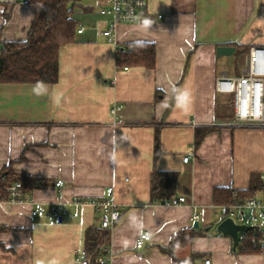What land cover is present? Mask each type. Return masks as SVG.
Returning <instances> with one entry per match:
<instances>
[{
	"label": "crops",
	"instance_id": "0c3cea01",
	"mask_svg": "<svg viewBox=\"0 0 264 264\" xmlns=\"http://www.w3.org/2000/svg\"><path fill=\"white\" fill-rule=\"evenodd\" d=\"M106 1L80 2L84 31L61 48L56 84H0V175L11 166L42 182L22 191L28 201L0 202V264H77L87 231L100 227L90 202L108 198L122 208L110 264H264V253H244L217 231L225 210L214 200L215 189L248 191L264 173V128L236 122L215 84L242 74L239 53L264 47V0H150L113 41L103 35ZM35 18L32 0H0V47L27 41ZM138 43L155 46L154 69L119 68L118 49ZM223 46L237 51L218 57ZM155 188L186 202L153 201ZM59 203L62 221L32 215ZM144 232L151 240L138 248Z\"/></svg>",
	"mask_w": 264,
	"mask_h": 264
},
{
	"label": "trees",
	"instance_id": "16d2710c",
	"mask_svg": "<svg viewBox=\"0 0 264 264\" xmlns=\"http://www.w3.org/2000/svg\"><path fill=\"white\" fill-rule=\"evenodd\" d=\"M36 8V18L33 22L28 40L25 42L3 43L0 47V84H56L59 81V57L60 50L76 40L79 21L76 18V9L82 0H32ZM243 51V53H245ZM156 62V49L153 44L138 43L131 47L118 49L116 65L121 67H144L154 69ZM198 135L197 144L202 140ZM157 150L158 154V139ZM163 175L156 174V178ZM16 183H21L22 191H33L42 186L38 178L19 177L7 167L0 175V201L10 199L7 189ZM263 189V183L258 177L252 180V186L248 191L238 192V200L254 197ZM154 189L153 201L165 202L167 197H158ZM232 189H215L214 200L217 205H225L235 202ZM195 230L188 236V241L196 236ZM257 231L247 232L246 239L241 241L244 253H263L264 248L251 242ZM181 233L172 239L171 247L183 239ZM111 234L108 229L101 227L90 228L85 236V251L88 264H98L103 257V250L110 245Z\"/></svg>",
	"mask_w": 264,
	"mask_h": 264
},
{
	"label": "built area",
	"instance_id": "2783aa9c",
	"mask_svg": "<svg viewBox=\"0 0 264 264\" xmlns=\"http://www.w3.org/2000/svg\"><path fill=\"white\" fill-rule=\"evenodd\" d=\"M18 2H26L27 0H16ZM150 0H107L106 5L100 10L102 17L109 20L107 29L103 35L110 41L114 40L117 27L121 24H135L142 18V13L149 8ZM161 18V17H160ZM84 28L79 29L82 33ZM128 70L127 67L124 68ZM217 93L230 97L233 102V110L236 122L247 126H257L264 128V47L253 46L250 48L247 58L245 70L236 77L221 75L216 81ZM189 158L184 161L188 162ZM263 189L254 197L247 199H237L238 194L235 192L233 197L235 202L223 205L225 210V219H232L236 224L252 226L257 231L252 237L251 242L264 248V173L261 175ZM63 182H59L56 186L61 187ZM10 199L8 203H16L28 201L22 195L21 183H16L7 189ZM114 190L109 189L108 193L112 195ZM185 198L172 199L167 201L170 205H180L185 203ZM72 204L79 206L82 202L74 199ZM90 204L95 208L97 214L101 215L100 227L102 229H111L122 218V208L113 198L94 199ZM66 203H59L47 211H33L32 215L37 217H52L62 221L67 215ZM247 233H239V242L244 241ZM150 232L141 234L137 241L138 248H143L146 242H150ZM264 253V252H263ZM110 255L108 248L103 250V257L98 264H110ZM77 264H88L87 253L84 250L77 253ZM205 264H211L206 261Z\"/></svg>",
	"mask_w": 264,
	"mask_h": 264
},
{
	"label": "water",
	"instance_id": "95a60500",
	"mask_svg": "<svg viewBox=\"0 0 264 264\" xmlns=\"http://www.w3.org/2000/svg\"><path fill=\"white\" fill-rule=\"evenodd\" d=\"M237 49L235 47H219L217 51L218 57L232 56ZM199 224L195 223V228H198ZM252 226H245L236 224L232 219H225L221 221L217 226V231L224 236H230L234 241L235 248L239 245V233H247L253 230Z\"/></svg>",
	"mask_w": 264,
	"mask_h": 264
},
{
	"label": "rangeland",
	"instance_id": "374dc122",
	"mask_svg": "<svg viewBox=\"0 0 264 264\" xmlns=\"http://www.w3.org/2000/svg\"><path fill=\"white\" fill-rule=\"evenodd\" d=\"M233 60V66L238 70H243L246 66V52L239 53Z\"/></svg>",
	"mask_w": 264,
	"mask_h": 264
}]
</instances>
